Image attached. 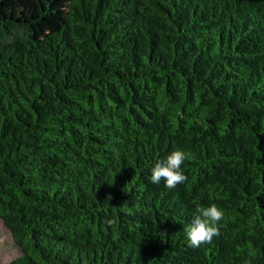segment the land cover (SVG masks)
<instances>
[{"label":"trees","instance_id":"trees-1","mask_svg":"<svg viewBox=\"0 0 264 264\" xmlns=\"http://www.w3.org/2000/svg\"><path fill=\"white\" fill-rule=\"evenodd\" d=\"M0 220L4 264H264V0H0Z\"/></svg>","mask_w":264,"mask_h":264},{"label":"clouds","instance_id":"clouds-1","mask_svg":"<svg viewBox=\"0 0 264 264\" xmlns=\"http://www.w3.org/2000/svg\"><path fill=\"white\" fill-rule=\"evenodd\" d=\"M186 153L180 148L169 151L164 158L156 161L150 168V181L159 184L163 181L165 187L171 189L186 180L183 165ZM224 216V211L215 203L206 206L197 205L190 221L184 226V233L189 245L193 248L210 241L218 235L219 222Z\"/></svg>","mask_w":264,"mask_h":264},{"label":"rangeland","instance_id":"rangeland-1","mask_svg":"<svg viewBox=\"0 0 264 264\" xmlns=\"http://www.w3.org/2000/svg\"><path fill=\"white\" fill-rule=\"evenodd\" d=\"M19 253L20 250L13 241L10 231L0 220V264H4Z\"/></svg>","mask_w":264,"mask_h":264}]
</instances>
